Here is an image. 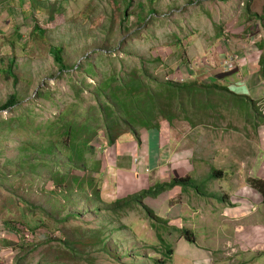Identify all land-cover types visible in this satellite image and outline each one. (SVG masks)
I'll list each match as a JSON object with an SVG mask.
<instances>
[{
	"label": "rangeland",
	"instance_id": "1",
	"mask_svg": "<svg viewBox=\"0 0 264 264\" xmlns=\"http://www.w3.org/2000/svg\"><path fill=\"white\" fill-rule=\"evenodd\" d=\"M35 25L44 30L43 35L32 33ZM241 36H244V40L247 38V42H237ZM52 46L64 49L63 57L69 73L59 71L60 66L50 53ZM251 46L256 50L250 49ZM105 52L111 55L109 59L103 56ZM253 52L260 53L258 58H264V0H0V103L6 101L12 93L23 99L22 109L13 113L0 111V121L21 116L22 124L19 132L7 131L5 124L0 128V137L4 141L0 144V171H5L9 163L21 162L20 147L23 139L37 143L33 129L25 125V115H35L34 126L53 119L66 103L78 100L73 86L76 81L83 88L79 94L82 108L97 102L94 89L105 75L112 72L122 75L137 71L154 87H157L158 81L166 78L194 84L192 80L195 77L202 80L203 84L222 85L232 81L229 78L235 75L232 73L244 69L247 63L252 62L249 54L253 55ZM214 53L222 60L223 74H230L223 81L217 82V75L211 70L207 72L210 66L219 65L216 62L219 60L213 57ZM237 57L243 59L238 65L235 63ZM85 59L96 65L95 72L83 71ZM9 64H14L13 74L4 72ZM78 65L82 67L79 71L72 69ZM261 65L264 70V61ZM261 78L264 81V73ZM221 88H185L181 94L184 112L181 113L177 108L173 110L180 117L173 119L174 124L187 122L194 127L192 131L181 130L187 139L196 144L193 163L200 171L193 175L198 186L196 189L176 185L167 191L179 186L180 192L170 197H174V200L177 197H199L200 201L195 204L201 205L202 209H208L204 207V202L209 201H205L208 199L205 197H220L216 199L219 208L222 200L228 199L223 189L218 194H212L223 184L220 177H211L212 169L223 168L224 173L229 175L235 164H228V155L225 154L223 158L222 154H216V142L220 141L217 135L222 134L226 128L228 130L222 135L232 137V130L241 126L239 117L244 116L250 120L253 116V119L243 124H253V120H256V126L262 124L261 117L264 119V98L256 103ZM39 89L49 90V93L38 97ZM168 100L176 102V97ZM261 133H264V125L257 133L258 140L264 145ZM100 135L94 142L99 149L94 157L96 161H105L103 198L111 202L125 195L128 186L130 191V183L136 178L127 175L126 182L121 180L125 175L119 169L130 168L127 160L131 153L123 155L125 146L117 143L109 145L105 132L102 131ZM129 136L134 137L129 132L117 142L122 144L129 141ZM120 155H123L121 163L117 164V161L112 165ZM168 161L173 164L169 159L166 163ZM166 172L169 174L171 168ZM144 173L147 176L141 178L147 182L138 192L149 188L150 184L161 178L159 172L146 170ZM14 179L16 181L11 179L12 182L0 180V264H13L17 253V250L3 242L19 239L2 222L11 218L27 225L39 219V216L33 217L24 205H10L5 197L23 194L25 198L32 197L46 208L52 207L59 200V197L44 191L42 186H35L30 191L27 181L23 184L19 177L14 176ZM13 187L20 188V193L14 192ZM167 191L156 199L147 198L144 202L164 220H150L140 206L139 210L128 211L122 216L120 222L124 226L121 229H118L120 223L108 217L109 213L88 210L82 201L76 199L74 204H67L60 215L47 216L43 227L38 226L36 236L39 246L25 264H38V251L43 245L51 240L53 246L60 247L56 239L63 241L65 235L70 240L89 237V240H98L86 247L88 252L80 260L81 264H164L160 260L167 262L165 246L171 242V231H176V225H185L182 217L178 218L170 208L167 209ZM5 201L7 204L4 206ZM159 206L166 209L160 210ZM67 214L71 216L63 219ZM162 214L164 217H161ZM169 215L176 218H170ZM168 219L171 221L166 226L165 220ZM152 222L159 223L156 227ZM197 225L201 230V224ZM111 228L117 229L111 234ZM50 236L57 237L49 239ZM103 237H107L106 244L100 241ZM109 246V251L105 252ZM113 251L124 258L121 261L115 260L110 256ZM74 260L68 263L62 261L61 264H73Z\"/></svg>",
	"mask_w": 264,
	"mask_h": 264
},
{
	"label": "trees",
	"instance_id": "2",
	"mask_svg": "<svg viewBox=\"0 0 264 264\" xmlns=\"http://www.w3.org/2000/svg\"><path fill=\"white\" fill-rule=\"evenodd\" d=\"M32 33L39 36L43 35L44 30L35 25ZM63 52L64 49L59 46L50 48V53L55 62L60 66L59 71L61 73H69V67L65 63ZM103 56L105 59L111 57L106 52ZM260 59L262 62L264 61V58L262 59L261 57ZM84 64L85 69L83 71L87 73L95 72L94 68H96V65L90 62L89 59H85ZM13 66L14 64H9L4 72L13 74ZM81 68L79 65L72 67L75 71H79ZM178 81L166 78L164 81H158L156 83L157 87H154L137 71L122 75L112 72L105 75L95 87L94 98L97 100L96 103H89L86 107L80 108L82 99L79 98V94L83 88L79 87L80 83L76 81L73 86L77 91L78 100L66 103L65 107L53 119L45 121L44 124L40 123L34 126L35 115H25V125L33 129L37 143H32L27 138L23 139L20 147L21 162L7 164L5 166L6 172L0 171V180L6 179L7 182H12L11 179L16 181L14 176L19 177L21 180H17L23 184L24 181L29 183L28 188L30 191H33L35 186H42L44 191L59 197V200L52 207L46 208L32 197L25 198V195L19 194L21 189L14 187V192L19 194V196L5 197L10 202V205H24L33 217L39 216V219L34 224L33 221L27 223L28 226L20 221L11 220V218L2 222L4 226L12 229L19 237L17 240H12L13 242L7 240L3 242L5 245L17 250L13 264H25L31 253L37 250L39 239L36 236V230H38L39 225L43 227L46 217L60 215L65 206L74 204L76 199L82 201L88 210H94L98 213H109L110 216L107 214L108 217L113 222L120 223L118 229H121L124 226L120 222L122 216L126 215L128 211L139 210L140 206L143 212H147L150 220L159 222L164 220L144 203L147 198L158 197L163 192H166L167 189L176 185L191 186L193 189L198 187L195 184L197 183L196 180L190 175L173 177L167 182H158L149 188L143 189L141 192L109 202L103 198L105 161H96L94 157L99 151L94 142L101 136L100 133L102 131L105 132L109 145H114L124 134L129 132L139 142L141 129L158 130L161 121L164 120L171 124L173 119L180 118L178 114L173 113V110L177 108L181 113L184 112V100L181 97L183 89H189L192 86L218 89L222 87L221 89H224V86L217 83L203 84L197 80L193 81L194 84H190L188 81H183V83ZM47 93H49V90L39 89L37 96L43 97ZM171 97H176V102L168 100ZM22 100L19 95L12 93L7 96L6 101L0 103V111H10V113L18 111L20 108L22 109ZM159 117L162 119H158ZM185 117L183 119L187 120ZM20 122L21 116L10 117L5 121H0V128L5 124L7 131L16 130L19 132L22 126ZM3 142L0 137V144ZM221 173H223V170L214 168L212 169L211 177H219ZM247 181L264 197L263 179L248 178ZM7 201H5L4 206ZM70 216L67 214L63 219ZM165 221L166 225L168 221ZM159 222H152V225L157 227ZM116 229L111 228V234ZM180 234L188 240H194V234L189 229H181ZM55 237L57 236H50L49 239ZM89 239L90 237L88 239L70 240L65 235L63 241L59 238L56 239L62 245L60 247L53 246L51 240L44 245L42 243L43 247L38 251L40 254L38 264H61L62 261L68 263L74 259L76 260L73 261V264H81L80 260L88 252L86 247L98 241ZM161 239L164 240L163 237ZM100 241L106 244L107 237L101 238ZM109 248L110 246L106 247L104 251L108 252ZM165 248L166 259H169L172 248L169 245H166ZM110 256L117 261H121L124 258V256L115 251L110 252ZM160 261H163L164 264L166 263V260Z\"/></svg>",
	"mask_w": 264,
	"mask_h": 264
},
{
	"label": "crops",
	"instance_id": "3",
	"mask_svg": "<svg viewBox=\"0 0 264 264\" xmlns=\"http://www.w3.org/2000/svg\"><path fill=\"white\" fill-rule=\"evenodd\" d=\"M243 37L237 39V42H247L248 39L245 38L244 40ZM233 47H236V45H233ZM250 49L256 50L252 46ZM215 54H213V57L219 60L216 61L219 65L217 64V67L210 66L207 72L213 71L218 77V82L219 80L223 81V78L230 74H223L222 60ZM252 54H249L252 62L247 63L244 69L241 68L238 69V72L232 73L235 74L229 77L232 81L224 82L222 85L224 90L233 95L257 103L264 98V81L261 80L263 69L261 67V57L258 58L260 53L255 54L253 52ZM235 76L237 79H232ZM195 80L199 79L195 77L192 81ZM237 80L238 82L234 83ZM253 118L251 116V119ZM239 119L241 126L232 130L234 134L232 137L222 135L225 130H228L226 128L223 129L224 133L222 132L216 137L217 140H220L218 143L216 142V154H222L223 158L226 154L228 155L226 159L229 160L228 164L235 163L229 175L224 173L223 168L214 167L223 170V173L219 176L223 184H220L218 191L212 194H218L220 189H223L228 197L227 200H222L220 208L216 202V199L220 197H205L208 198L205 201H209L204 202V207H208V209H202L201 205L195 204L200 201L199 197L190 196L177 197L176 200L172 199L174 197H170V195L180 192L179 186L174 187L170 192L167 191V194H169L167 209L170 208L173 214H176L178 218L182 217L181 220L185 222V225L180 227L177 225L174 227L173 224H170L176 228V231H171L173 235L170 237L171 242L169 245L172 248V253L167 259L166 263L168 264H264V197L247 181L248 178L264 180V145L258 140L257 134L260 132L261 126L264 125V119L261 117L262 124L258 126L255 125L258 122L256 120H253V124L245 125L243 122H249L251 119L246 120L244 116L239 117ZM193 128L187 122L177 125L173 122L169 124L163 121L158 130L141 129L139 142L132 136H129V141L122 144L117 142L118 145L126 147L123 150V155L131 153L127 160L130 168H125L126 170L119 169L125 175L121 180L126 182L127 175H133L136 178L135 181L130 183L132 189L129 191L128 186V192H125V195L119 198L122 199L132 195V193H138L139 188L145 187L147 180L144 181L141 177L147 176L144 173L146 170L161 174V178L152 185L158 182H166V180L173 177L190 175L195 178L194 173L200 171L193 163L196 144L187 139L181 130L192 131ZM229 139L231 140L229 141ZM238 139L239 141H237ZM123 155L118 156L112 165L117 161H119L117 164H120ZM166 156L167 159L173 161V164H169V161L166 163ZM168 168H171L169 174L166 172ZM152 185L150 184V186ZM191 192L188 193L191 194ZM178 201L182 204H176ZM159 208L160 210L166 209L164 206H159ZM188 210L189 212H187ZM161 217H164V214ZM168 217L176 218L173 215ZM170 221L168 219V224ZM197 224H201L200 228L205 236L202 235V231ZM184 228L193 232L194 240L191 241L181 236L180 230Z\"/></svg>",
	"mask_w": 264,
	"mask_h": 264
},
{
	"label": "built area",
	"instance_id": "4",
	"mask_svg": "<svg viewBox=\"0 0 264 264\" xmlns=\"http://www.w3.org/2000/svg\"><path fill=\"white\" fill-rule=\"evenodd\" d=\"M242 60H243V59L237 57L236 60H235L236 65L240 64V61H242ZM263 114H264V112H263ZM261 135H262V138H263V140H264V137H263L264 133H261Z\"/></svg>",
	"mask_w": 264,
	"mask_h": 264
}]
</instances>
